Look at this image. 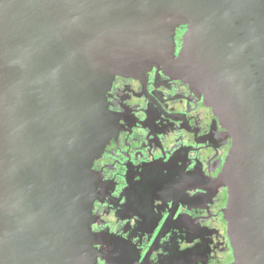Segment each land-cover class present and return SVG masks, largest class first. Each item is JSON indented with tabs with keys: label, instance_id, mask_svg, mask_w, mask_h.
<instances>
[{
	"label": "water",
	"instance_id": "1",
	"mask_svg": "<svg viewBox=\"0 0 264 264\" xmlns=\"http://www.w3.org/2000/svg\"><path fill=\"white\" fill-rule=\"evenodd\" d=\"M152 67L230 137L216 177L229 264H264V0H0V264H96L91 165L117 133L106 92Z\"/></svg>",
	"mask_w": 264,
	"mask_h": 264
},
{
	"label": "flooded vegetation",
	"instance_id": "2",
	"mask_svg": "<svg viewBox=\"0 0 264 264\" xmlns=\"http://www.w3.org/2000/svg\"><path fill=\"white\" fill-rule=\"evenodd\" d=\"M106 102L117 133L91 165L96 264H229L227 192L216 177L230 137L203 96L152 67L115 76Z\"/></svg>",
	"mask_w": 264,
	"mask_h": 264
}]
</instances>
